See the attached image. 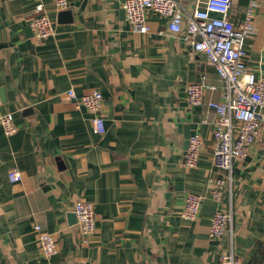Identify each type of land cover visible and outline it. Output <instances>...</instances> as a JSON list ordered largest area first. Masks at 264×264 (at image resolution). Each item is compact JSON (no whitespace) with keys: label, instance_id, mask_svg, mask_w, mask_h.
<instances>
[{"label":"crops","instance_id":"1","mask_svg":"<svg viewBox=\"0 0 264 264\" xmlns=\"http://www.w3.org/2000/svg\"><path fill=\"white\" fill-rule=\"evenodd\" d=\"M73 21L59 20L43 0L55 34L39 41L29 0H0V264H219L226 242L210 238L217 210L232 211L240 264H264V124L247 158L234 164L222 203L210 192L223 172L213 161L214 126L205 123L223 84L206 58L147 11L150 31L133 32L124 0H69ZM192 9L206 0H176ZM249 0H232L229 19L243 20ZM249 70L264 79V0L246 40ZM215 90L190 106L187 89L202 77ZM100 92L107 131L96 134L92 114L66 98ZM204 141L195 168L184 164L187 134ZM18 169L22 180L11 182ZM188 193L203 197L195 220L182 211ZM94 204L96 231L78 234L74 205ZM40 225L58 253L44 257Z\"/></svg>","mask_w":264,"mask_h":264},{"label":"built area","instance_id":"2","mask_svg":"<svg viewBox=\"0 0 264 264\" xmlns=\"http://www.w3.org/2000/svg\"><path fill=\"white\" fill-rule=\"evenodd\" d=\"M35 4L38 14L31 20L30 27L39 41L54 36V22L45 14L43 0H29ZM261 0H249L244 18L239 23L230 19L232 0H206L205 6L189 9L176 0H124L123 10L133 32L147 34L150 26L147 11L151 10L169 20L168 28L178 34L192 48L201 53L215 70L223 84L222 101L208 103V115L204 122L214 126L213 161L223 174L211 178V198L222 203L228 185L233 181L234 164L244 161L264 124V79L249 70L246 58V40L254 33V17ZM58 13L70 9L69 0H54ZM215 90L206 77L188 86L187 98L190 106H201L207 91ZM66 98L75 100L77 108H84L92 114V128L96 134L107 131L102 114L105 99L94 91L78 97L74 90L66 92ZM0 127L4 134L17 133L18 127L12 113L0 115ZM204 141L200 134L189 139V148L184 164L195 168L201 157ZM11 182L22 180L18 169L9 173ZM203 197L188 193L182 211L185 220H195L200 212ZM78 234L88 244L96 231L94 204L78 201L74 205ZM39 234L41 251L49 259L58 253L56 238L40 225L35 226ZM210 238L226 242V248L219 255V264H240L234 246L232 211L217 210L212 218ZM81 264H89L87 262Z\"/></svg>","mask_w":264,"mask_h":264},{"label":"water","instance_id":"3","mask_svg":"<svg viewBox=\"0 0 264 264\" xmlns=\"http://www.w3.org/2000/svg\"><path fill=\"white\" fill-rule=\"evenodd\" d=\"M59 20H64V21H73V14H72V11L71 10H66V11H63V12H60L59 14ZM190 134H187V139H188V142H187V147L189 148V139H190ZM71 220H74L76 221V216L73 215L71 216Z\"/></svg>","mask_w":264,"mask_h":264}]
</instances>
